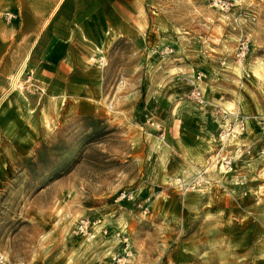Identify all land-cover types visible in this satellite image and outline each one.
Segmentation results:
<instances>
[{
  "label": "rangeland",
  "instance_id": "obj_1",
  "mask_svg": "<svg viewBox=\"0 0 264 264\" xmlns=\"http://www.w3.org/2000/svg\"><path fill=\"white\" fill-rule=\"evenodd\" d=\"M141 2L147 31L119 39L101 61L110 101H46L39 113L28 106L36 101H8L32 81L21 88L17 72L4 77L0 264H107L126 243L125 264H264L261 250L236 249L224 234L218 243L212 185L257 182L264 166V0H237L228 10L213 0ZM149 31L156 41L148 42ZM197 71L207 98L246 118L250 146L241 133L229 149L249 152L229 173L208 164L212 149L201 162L181 163L189 157L178 143L182 126L205 119L212 133L220 130L212 107L189 98ZM178 85L188 87L182 98ZM200 172L204 181L194 186ZM82 219L93 237L78 230Z\"/></svg>",
  "mask_w": 264,
  "mask_h": 264
},
{
  "label": "crops",
  "instance_id": "obj_2",
  "mask_svg": "<svg viewBox=\"0 0 264 264\" xmlns=\"http://www.w3.org/2000/svg\"><path fill=\"white\" fill-rule=\"evenodd\" d=\"M148 27L141 0H0V94L5 87L4 77L16 73L25 62L21 88L26 87L28 75L32 84L27 87L33 86L23 94H12L8 101H36L28 102V106L31 110L41 107L39 113L46 101H84L90 107L96 106L95 101H110L105 91L102 59L119 39L139 38ZM151 41H156L153 31L148 34V42ZM174 92L182 98L187 95L188 87L178 85ZM207 99L214 101L217 97ZM194 124L198 127L182 126L180 134L185 136L178 137V143L189 155L182 159L184 165L192 163L193 158L201 162L206 159L208 149L218 148L214 143L218 132L212 133L205 119ZM242 133V146H250L249 135L246 131ZM248 148L240 147L235 149V154L234 150L230 153L236 160L249 152ZM240 150L242 153H238ZM262 171L263 165L257 182L237 179L228 185L221 178L212 184L218 243L222 234L227 235L230 242L238 245L236 249L261 250L262 255H258L261 258L264 257ZM252 228L258 232L254 233Z\"/></svg>",
  "mask_w": 264,
  "mask_h": 264
},
{
  "label": "built area",
  "instance_id": "obj_3",
  "mask_svg": "<svg viewBox=\"0 0 264 264\" xmlns=\"http://www.w3.org/2000/svg\"><path fill=\"white\" fill-rule=\"evenodd\" d=\"M215 4L219 5L222 10L230 9L235 1L237 0H213ZM13 15H9L12 17ZM239 53L242 56H245L248 50V44L246 42H242L240 44ZM174 51L173 47H166L165 52L172 53ZM203 73L201 71L194 72L192 75L189 76L188 82L191 85V89L189 92V98L195 102L197 105L201 107L211 106L212 110V118L219 123L220 130L218 133V148L217 150L211 154L207 161L208 164L211 165L216 163L217 167L219 168L220 172L222 173H229L233 170L235 159L230 153L229 149V141L236 137L237 135L241 134L246 128V118L244 115L240 114L237 111H232L222 105L220 101H208L207 97L205 96L202 83L204 81ZM28 82L31 80V76L28 75L27 79ZM19 87L23 85L22 82H19ZM155 123V122H154ZM159 129H163L164 135V128L158 124ZM162 135V136H163ZM264 153V150H263ZM203 172L198 173L193 181L194 186H199L204 181L203 179ZM177 181L181 183V178H178ZM184 182V181H183ZM91 221L89 219H82L78 224V230L86 237H93V231L91 230ZM125 238L124 240H127ZM127 242V241H126ZM129 249V243H126L124 246L123 254H118L113 256L110 262L107 264H125L128 258L132 254V250Z\"/></svg>",
  "mask_w": 264,
  "mask_h": 264
},
{
  "label": "bare ground",
  "instance_id": "obj_4",
  "mask_svg": "<svg viewBox=\"0 0 264 264\" xmlns=\"http://www.w3.org/2000/svg\"><path fill=\"white\" fill-rule=\"evenodd\" d=\"M25 66H26V63L24 62L23 63V65L20 67V69L17 71V73L15 74V77H14V85H15V83L17 82V80H19V78H20V76H21V74H22V72H23V70H24V68H25Z\"/></svg>",
  "mask_w": 264,
  "mask_h": 264
}]
</instances>
